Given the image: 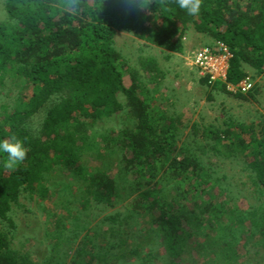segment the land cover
Returning <instances> with one entry per match:
<instances>
[{
	"label": "trees",
	"instance_id": "1",
	"mask_svg": "<svg viewBox=\"0 0 264 264\" xmlns=\"http://www.w3.org/2000/svg\"><path fill=\"white\" fill-rule=\"evenodd\" d=\"M144 6L139 7L136 0H4L5 18L0 20V140L17 137L28 148L27 158L11 170L3 167L6 154H0V219L8 220L10 226H14L9 215L12 205L23 194L54 199L48 174L62 170L83 181L84 205L93 200L111 206L130 185L131 214L146 218L163 238L171 258L182 257L187 240L205 229L219 234L210 239L212 247L205 248L208 253L229 245L227 237L235 231L230 221L241 230L245 214L230 201L197 198L198 189L208 190L205 185L210 184V175L195 152L177 146L182 112L170 113L155 105L139 70L115 47V36L121 29L134 32L170 56L185 51L184 36L193 25L196 31L224 42L232 52L227 89L229 84L247 79L244 64L264 74V0H201L196 16H188L176 0H144ZM139 63L153 80L164 79L155 57L141 58ZM120 94L126 104L119 100ZM237 95L242 96L241 92ZM125 108L133 126L104 146L120 153L118 175L89 170L82 161L91 145L88 124ZM41 111L44 117L34 129L30 119ZM227 125L212 135L210 130L208 136L216 140L214 145L207 144L211 150L221 144L233 153H244L263 195L262 204L250 212L251 229L262 235L264 124L230 120ZM173 182L181 199L187 200L189 194L194 197L193 205L170 198ZM52 215L55 225L65 228L63 217L57 211ZM122 215L118 211L105 218L112 235L118 234L115 226L120 225ZM197 245L201 252L200 246L206 244ZM224 249L218 252L220 263L232 264V256ZM77 257L92 264L101 255L90 254L84 245L77 250ZM174 258L172 264H178ZM0 264H36L12 247L8 232L2 228ZM42 264L64 263L52 254Z\"/></svg>",
	"mask_w": 264,
	"mask_h": 264
},
{
	"label": "rangeland",
	"instance_id": "2",
	"mask_svg": "<svg viewBox=\"0 0 264 264\" xmlns=\"http://www.w3.org/2000/svg\"><path fill=\"white\" fill-rule=\"evenodd\" d=\"M4 18V0H0V20ZM214 41L209 34L200 33L190 25L184 36L185 51L180 54L171 53L169 56L168 52L148 43L134 32L121 29L117 30L115 47L124 54L131 67L139 70V78L151 90L157 107L167 109L170 113L182 112L183 125L177 137V146L195 152L210 175V184L205 185L208 190L202 192L198 189L197 198L210 201L212 196L214 202L219 199L230 201L238 211L245 214L241 230L236 228L234 222L229 223L235 231L227 237V241L231 243L228 242L229 245L223 249L232 256L231 263L264 264V234L260 235L251 229L253 224L250 212L263 202L255 175L248 168L244 153H233L221 144L218 149L211 150L207 144L211 142L214 145L216 140L208 136V132L211 130L209 134L212 135L216 129L227 128L230 120L255 126L264 124V74L244 64L253 88L247 93H241L242 96L229 87L225 89L224 82L211 84L204 81L197 68L192 65V55L194 51L206 44H213ZM147 56L155 57L159 62L165 75L162 81L157 77L153 80V75H148L141 69L139 61ZM119 100L126 104V98L122 94L119 95ZM43 117L44 112L41 111L30 119L34 129L40 127ZM132 126L127 108L88 124L87 137L91 145L85 149L83 164L92 171L107 170L118 175L120 153L107 150L104 146L110 138ZM48 176L50 180L47 184L51 187L50 192L55 194L54 199L43 198L37 193L30 197L25 193L12 205L9 213L14 226H10L8 220L0 219V228L8 232L12 247L26 254L33 262L42 264L48 255L54 254L64 264H86L83 257H77V250L84 245L90 254L101 255L92 264L174 262L163 238L151 229L146 218L134 212L131 214L133 194H129L130 185L125 186L127 191L123 188L121 197L116 198L111 206L98 204L93 200L84 205L81 196L84 189L82 180L62 170H54ZM121 183L123 184L122 180ZM173 185L174 182L170 198L176 197L179 202L193 205L194 197L189 194L187 200L181 199ZM188 185L187 182L186 186ZM53 211L63 217L65 228L55 225ZM118 211L123 214V220L119 222L120 225L115 226L118 234L112 235L108 230L111 224L105 218ZM213 232L205 229L201 235L196 234L187 240L182 257H175V261L178 264H221L219 251L223 249L216 253L210 250V254L205 249L212 245L211 238L219 236ZM198 243L206 244L204 248L200 246L201 252L198 251ZM122 254L124 257H121ZM86 258L88 260L89 256Z\"/></svg>",
	"mask_w": 264,
	"mask_h": 264
},
{
	"label": "built area",
	"instance_id": "3",
	"mask_svg": "<svg viewBox=\"0 0 264 264\" xmlns=\"http://www.w3.org/2000/svg\"><path fill=\"white\" fill-rule=\"evenodd\" d=\"M233 56L228 46L222 41H216L214 44L204 45L193 52L192 65H194L202 78L208 79V82L226 83L227 71L230 58ZM230 89L241 93H247L253 88V83L249 78L241 81L237 85H228Z\"/></svg>",
	"mask_w": 264,
	"mask_h": 264
},
{
	"label": "clouds",
	"instance_id": "4",
	"mask_svg": "<svg viewBox=\"0 0 264 264\" xmlns=\"http://www.w3.org/2000/svg\"><path fill=\"white\" fill-rule=\"evenodd\" d=\"M136 3L141 8L145 7L144 0H136ZM176 3L188 16L200 14L201 0H176ZM0 154H6L7 158L3 161V167L11 170L19 166L27 158L28 148L23 140L13 137L11 140H0Z\"/></svg>",
	"mask_w": 264,
	"mask_h": 264
}]
</instances>
